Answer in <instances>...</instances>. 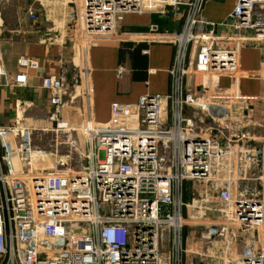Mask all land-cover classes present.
Returning <instances> with one entry per match:
<instances>
[{
  "label": "built area",
  "instance_id": "built-area-1",
  "mask_svg": "<svg viewBox=\"0 0 264 264\" xmlns=\"http://www.w3.org/2000/svg\"><path fill=\"white\" fill-rule=\"evenodd\" d=\"M206 2L82 0L91 40L118 35L128 13L165 16L184 8L180 30L151 23L138 33L175 45L170 89L112 102L105 123L88 119L85 133H93L85 136L79 167L70 156L49 164L27 123L0 126V264H184L190 217L207 220L203 242L226 237L223 264H264V138L230 132L227 124L232 105L245 100L236 85L244 75L240 49L264 39V0H238L220 23L204 17ZM29 14L36 17L34 10ZM221 25L226 32H219ZM18 65L11 82L0 51V87H25L27 69H37L55 109L65 104L71 88L66 69L48 74L28 56ZM194 75L202 78L198 93ZM223 76L233 79L228 88L220 84ZM81 79L79 71L78 84ZM84 95L88 101L87 90ZM57 110L51 118L64 130L69 123L59 120ZM256 168L262 189L239 191V182L250 180ZM186 181L204 195L186 201ZM211 211L221 215L219 222L208 216ZM239 230L249 233L240 251L228 238Z\"/></svg>",
  "mask_w": 264,
  "mask_h": 264
},
{
  "label": "crops",
  "instance_id": "crops-1",
  "mask_svg": "<svg viewBox=\"0 0 264 264\" xmlns=\"http://www.w3.org/2000/svg\"><path fill=\"white\" fill-rule=\"evenodd\" d=\"M237 2L207 0L204 17L220 23ZM30 10L35 11V18L30 16ZM83 10L82 0H0V51L8 79L13 82L21 70L18 59L28 56L36 59L48 74L66 69L71 81V88L64 95L65 104L57 110L50 101V93L41 86L43 74L37 69H27V86L9 84L0 87V126H7L19 117L29 119L27 112L45 106L53 112L57 110V117L73 124L85 119L105 123L110 119L112 102H133L145 94L169 91L175 45L167 40L142 39L138 33L147 31L151 23H158L162 30H180L184 23L183 7L165 16L148 12L126 14L118 35L92 40L81 60L80 44L75 41L81 38ZM219 32H226V28L219 26ZM263 55L264 39L246 42L240 49V70L244 75L236 80V85L245 100L232 105L231 118L227 122L230 132H246L264 138ZM79 71L82 79L78 84ZM190 80L198 93L201 76L194 75ZM232 81L231 77L220 78L224 88H228ZM86 90L89 92L88 101L84 95ZM259 174L260 170L254 169L250 180L239 182V191L246 194L260 191ZM200 188L195 182L186 181L183 190L185 200L200 199L204 195ZM215 213L211 211L208 214ZM195 230L200 231V228L194 227L190 231ZM248 235L243 232L240 235L242 243H238L239 246L233 243L232 248L240 251L248 241ZM185 241L188 251L184 264H214L225 252V242L218 244L213 241L206 245L208 242L189 234H186Z\"/></svg>",
  "mask_w": 264,
  "mask_h": 264
},
{
  "label": "rangeland",
  "instance_id": "rangeland-1",
  "mask_svg": "<svg viewBox=\"0 0 264 264\" xmlns=\"http://www.w3.org/2000/svg\"><path fill=\"white\" fill-rule=\"evenodd\" d=\"M80 32H82V34H79L81 38L80 40L77 39L75 42H77V44L78 43L80 44L78 48L79 58L83 60L85 50L87 49L90 42L92 41L91 38H93L94 34H89L86 31V28L84 27V25L82 26V30H80ZM29 110H32V108H30ZM53 113H55V111L53 112V109H51L48 106L40 107L37 110L36 108H34L32 112L26 113V116H30L31 118L24 119L23 117L22 118L19 117L16 120H19V122H26L27 125L34 127L33 140H34L35 149L42 150L44 151V153L49 155V158H50L49 164H52V159L55 157L60 158V157L70 156V158H68L69 163L73 167H79V164L81 160L83 159V157L81 156L80 150L82 151L84 150L85 141H86L85 136L91 135L93 133V131L91 132L88 131L87 133H85L84 128L85 127L87 128L88 119L83 120L79 124H73V123H70L68 120H63L61 119V117H58L59 120L69 123L68 128L61 130L60 128L57 127V121L51 118ZM72 128H76V129L73 130ZM255 137H258V135H256ZM209 217L212 218L215 222H219L221 215H219V213L216 212L215 215L212 214ZM82 227H85V226L83 225ZM194 227L195 228L199 227L200 231H197V230L190 231L194 229ZM207 231H208L207 220L205 219L202 220V218L198 219V218L190 217L184 226L185 236L186 234L187 235L189 234L191 236L194 235V236H198L199 238H201V240H203L202 237L207 234ZM239 233H240V230H239ZM239 233L238 234L230 233L228 236V238L234 244L238 246H239L238 243L240 244L242 243L241 236H240L242 233L240 234ZM214 237H215L214 242L216 241L218 244H222L223 242H225V244L227 243L225 236L216 235ZM204 241H208V239ZM209 244L210 243L208 242V244L206 245H209ZM186 254L187 253H185V257H186ZM217 261L219 262L221 260H217ZM184 262H185V258H184ZM218 262L214 264H218Z\"/></svg>",
  "mask_w": 264,
  "mask_h": 264
},
{
  "label": "bare ground",
  "instance_id": "bare-ground-1",
  "mask_svg": "<svg viewBox=\"0 0 264 264\" xmlns=\"http://www.w3.org/2000/svg\"><path fill=\"white\" fill-rule=\"evenodd\" d=\"M75 130V128H73Z\"/></svg>",
  "mask_w": 264,
  "mask_h": 264
}]
</instances>
